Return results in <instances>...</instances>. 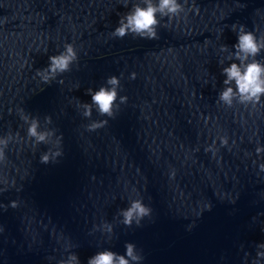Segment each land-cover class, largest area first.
I'll return each mask as SVG.
<instances>
[{"label": "water", "instance_id": "water-1", "mask_svg": "<svg viewBox=\"0 0 264 264\" xmlns=\"http://www.w3.org/2000/svg\"><path fill=\"white\" fill-rule=\"evenodd\" d=\"M136 2L0 0V139L18 138L0 164V264H87L126 243L142 256L130 264H264V95L219 101L238 39L231 26L264 36V0H187L178 19H160L158 39L113 37ZM65 43L78 60L42 82L36 69ZM256 59L264 64V49ZM113 75L114 116L96 105L85 116L88 89L111 87ZM21 108L51 133L47 143L29 140ZM57 149L55 162H40ZM137 198L151 214L126 226L121 209Z\"/></svg>", "mask_w": 264, "mask_h": 264}, {"label": "clouds", "instance_id": "clouds-1", "mask_svg": "<svg viewBox=\"0 0 264 264\" xmlns=\"http://www.w3.org/2000/svg\"><path fill=\"white\" fill-rule=\"evenodd\" d=\"M125 6L128 0H124ZM185 4L179 2V0H143V5L140 2H136L132 5L131 9L120 16L117 26L112 31V36L117 38H123L131 33L133 36L147 39H158L157 27L160 25V19L167 17L168 22L173 19H178L185 11ZM195 11H199L195 8ZM159 17V18H158ZM233 31L237 32V42L232 46L235 51L232 52L227 58L233 60L229 66L224 67L222 72L226 74V78L223 83L229 85L225 87L219 93V101L224 105L231 107L233 105L234 97H238V102L241 104H247L251 102L253 105L260 103L261 95H264V64L257 60L256 57L264 49V36L255 34L254 31L246 30V26L240 24H233ZM222 51H228L227 45H221ZM49 62L46 67L36 69V76L41 78L44 83H51L53 79L60 74H63L71 70V65L78 60V54L73 43H65L64 50L58 54L49 56ZM238 61V63L236 62ZM136 73L132 72L131 77L135 79ZM235 84V91L232 86V82ZM63 83V80L60 81ZM108 86H101L98 90L88 89V93L91 96V104L88 102H82L84 107V115L91 116V105H96L98 112L101 116L113 117L114 105L119 108L117 104L118 88L120 87V80L118 76H110L107 79ZM127 96H119V102L125 103ZM21 119L28 125L27 137L35 144L47 143L48 136L51 134L48 131H38L39 119L34 116H30L25 113L21 108L18 110ZM46 122H51V117H45ZM108 123V120L94 121L87 126V129L94 131L96 129L104 127ZM12 139H18L12 133L8 134L6 139H0V164L7 162V156L5 149L8 147L9 141ZM62 139L59 137L57 143ZM221 144H227V138H221ZM207 151V149H206ZM257 153L259 154L264 149L257 147ZM63 154L61 149L56 151L44 152L40 156V162L47 164L50 159L55 162L56 158ZM264 168V166H262ZM175 170L171 172V177L174 178ZM8 182L5 181V184ZM14 183V181H13ZM6 189H0L3 191ZM10 206L15 208L18 206V201L13 200L10 202ZM0 207H6L0 205ZM210 208V206H209ZM152 209L146 205L142 198L133 199L130 202V206L121 209V215L123 217L122 223L126 226H131L135 219L136 224L139 225L140 221L145 216H150ZM108 231H112V226H107ZM191 228V225H189ZM259 247L264 248V243H261ZM257 257H264V252H257ZM131 261H139L142 256L134 252V245L132 243H126L125 253L119 254L110 249L97 252L94 256H91L87 264H130ZM75 255H72L71 260H77ZM63 264V262H61ZM71 264V261H69ZM254 264H259L258 261Z\"/></svg>", "mask_w": 264, "mask_h": 264}]
</instances>
